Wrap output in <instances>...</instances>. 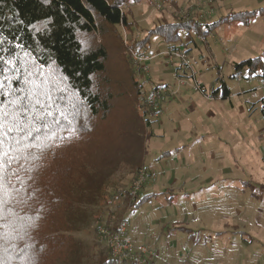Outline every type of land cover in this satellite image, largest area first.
<instances>
[{
  "label": "rangeland",
  "instance_id": "374dc122",
  "mask_svg": "<svg viewBox=\"0 0 264 264\" xmlns=\"http://www.w3.org/2000/svg\"><path fill=\"white\" fill-rule=\"evenodd\" d=\"M248 12H255L248 25L232 19ZM132 13L134 36L121 30L127 42L124 60L145 100L153 91L159 99L138 111L127 68L108 38L111 58L97 83L102 90L106 79L112 86L114 111L91 122L89 137L72 153L73 160L113 174L106 200L114 199L88 208L93 217L73 237L89 253L95 244L105 250L104 224L125 222L133 244H140L134 246L153 254L146 255L152 264H264V81L235 70V64L264 54V0H151L135 5ZM186 17L192 21L178 29V41L149 33ZM146 36V46L136 50L132 39ZM95 39H102L99 33ZM223 85L229 91L225 99ZM128 101L145 127L134 112L129 116ZM142 148L147 177L138 184L139 173L129 174L127 164ZM135 188L133 197L151 198L138 207L120 205L121 193L132 196Z\"/></svg>",
  "mask_w": 264,
  "mask_h": 264
},
{
  "label": "trees",
  "instance_id": "16d2710c",
  "mask_svg": "<svg viewBox=\"0 0 264 264\" xmlns=\"http://www.w3.org/2000/svg\"><path fill=\"white\" fill-rule=\"evenodd\" d=\"M150 1L0 0V264H111L108 249L95 244L89 253L72 234L93 217L88 208L112 204L113 196L106 197L113 174L73 160L72 152L89 137L91 122L106 120L114 111L112 86L107 79L103 90L97 83L111 58L108 38L117 44L120 63L127 68L137 109L145 112L136 73L124 60L127 42L121 30L134 36L132 9ZM253 14L232 19L248 25ZM191 21L179 18L149 33L178 41V29L188 28ZM98 33L101 40L95 39ZM132 41L139 50L149 36ZM235 70H247L264 81V54L235 64ZM228 97L223 85L221 98ZM130 104L129 116L134 112L145 127ZM260 108L264 120V97ZM142 149L139 157L137 149L130 155L129 174L144 170ZM151 196L135 198L124 192L120 205L138 207ZM95 222L98 231L100 219ZM109 223L104 235L116 229Z\"/></svg>",
  "mask_w": 264,
  "mask_h": 264
},
{
  "label": "built area",
  "instance_id": "2783aa9c",
  "mask_svg": "<svg viewBox=\"0 0 264 264\" xmlns=\"http://www.w3.org/2000/svg\"><path fill=\"white\" fill-rule=\"evenodd\" d=\"M175 57L180 58L184 62V57L179 53H175ZM143 61L144 57H141ZM256 97V93L251 94ZM159 99V93L156 91L151 92L147 98L146 103L153 105ZM146 174L143 170L139 172L138 184L146 180ZM137 188L132 191V196L137 193ZM106 239V246L109 251L111 264H152L146 255L153 254L148 252L143 247L134 246L130 236L128 235L125 222H120L113 233L108 234Z\"/></svg>",
  "mask_w": 264,
  "mask_h": 264
},
{
  "label": "crops",
  "instance_id": "0c3cea01",
  "mask_svg": "<svg viewBox=\"0 0 264 264\" xmlns=\"http://www.w3.org/2000/svg\"><path fill=\"white\" fill-rule=\"evenodd\" d=\"M173 2V1H172ZM174 3V2H173ZM175 4V3H174ZM133 241H134V239H133ZM134 244L135 245H139L140 246V244H137V242L136 241H134Z\"/></svg>",
  "mask_w": 264,
  "mask_h": 264
},
{
  "label": "snow or ice",
  "instance_id": "6c2138e0",
  "mask_svg": "<svg viewBox=\"0 0 264 264\" xmlns=\"http://www.w3.org/2000/svg\"><path fill=\"white\" fill-rule=\"evenodd\" d=\"M9 131H11V129H9Z\"/></svg>",
  "mask_w": 264,
  "mask_h": 264
}]
</instances>
